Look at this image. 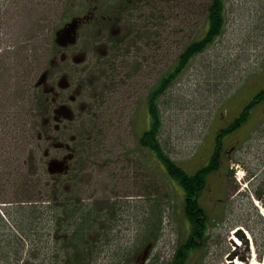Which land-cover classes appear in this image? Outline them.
Masks as SVG:
<instances>
[{"label":"rangeland","instance_id":"obj_1","mask_svg":"<svg viewBox=\"0 0 264 264\" xmlns=\"http://www.w3.org/2000/svg\"><path fill=\"white\" fill-rule=\"evenodd\" d=\"M147 1L127 10L126 0H113L121 14L102 31L83 27L75 46L63 51L55 44V32L73 17L85 15L92 7L88 0H0V56L6 57L8 67L0 73V86L11 88L7 98L15 99L19 84L24 91L22 115L16 117L19 111L14 108L0 113L2 236L14 232L6 225L11 224L6 208L27 198L33 203L53 199L42 183L55 162L73 169L72 181H66L70 176L63 181L67 197L100 214L91 219L95 227L84 234L89 243L95 242L94 259L82 264H166L172 258L184 238L181 229L187 231L181 221L183 194L151 154L140 148L139 137L148 127L145 108L150 89L197 37L204 24L203 5L210 0ZM226 6L223 35L194 57L160 104L161 142L172 160L190 173L206 163L218 131L264 89L260 21L264 0H226ZM99 32L108 37L112 32L127 34L119 53L107 59H113L111 69L93 64L91 50L103 45L88 43ZM97 53L102 56L104 51ZM47 70L51 81L43 88H54L51 128L61 130L59 137L55 131L39 136L32 127L39 121L30 112V96L42 92L32 85ZM81 80L82 89L71 91ZM31 156L35 164L27 163ZM221 160V169L208 177L201 196L212 221L206 247L186 264H230L233 252L248 258V263L264 264L260 237L264 220L255 217L247 197L256 184L245 180V168L263 173L264 101L247 123L224 139ZM258 205L264 213V205ZM156 217L159 224L154 227ZM237 232L245 239L249 236L248 247ZM8 249L0 244L1 252ZM0 264H5L1 256Z\"/></svg>","mask_w":264,"mask_h":264},{"label":"trees","instance_id":"obj_2","mask_svg":"<svg viewBox=\"0 0 264 264\" xmlns=\"http://www.w3.org/2000/svg\"><path fill=\"white\" fill-rule=\"evenodd\" d=\"M144 1L136 0V5L134 6L125 4V9L135 8L137 4L140 5ZM147 3L149 2L147 1ZM100 5L103 6V9H100L102 10L100 12L102 15L116 18L121 14L118 8H116L117 6L114 5L113 0H105ZM203 6L204 24L197 32V37L185 45L184 49L176 57L175 64L159 78L147 95L145 110L148 127L146 125V128L143 129L139 137L140 148L151 154L164 170L167 177L176 184V187L183 194L184 208L181 221L186 224L187 231L185 227L183 229L180 228L182 238H184L180 240V244L173 252L172 258L166 264H186L191 260L192 256H196L198 253L201 254L204 251L209 237V226L212 223L211 217L208 216L210 210L206 209L201 203V196L207 186L208 177L221 169L223 164L221 158L224 139L234 134L235 131L247 123L255 107H258V104L264 101V89H261L240 110L239 114L229 125L222 127L218 131L215 136L212 152L206 163L195 171L188 172L172 160L166 152L160 138L162 128L161 100L194 57L207 50L223 35L228 22L226 0H210ZM260 19L261 24L264 26V10L260 14ZM99 29L102 31V27L98 26V31ZM103 33L99 32L97 37H104L103 39H105L107 45L104 48L108 49V54L114 55L119 53L127 39V34H122L121 36L110 34L108 37L106 35L103 36ZM97 58L100 57L97 55ZM110 61H113V59L109 60V64ZM107 62L108 60L102 63V60L98 59L97 65H107L110 69L113 68V65L106 64ZM32 86L35 87L34 83ZM32 86L31 88H33ZM23 94L24 91L22 92ZM50 96L43 92L30 96L33 99L30 112L39 121L37 126L33 123L32 127L38 129L39 136L40 134L47 136L49 131H55V134L59 137L61 130L50 129L51 125L44 123L51 116L52 103ZM75 143L72 144L74 147H77ZM27 163L35 164L33 156L30 157ZM72 170V168L69 169L64 176L49 174L45 176L46 181L42 183V186H46L47 190L50 188V192L54 196L53 199L46 202L37 201L33 203L30 198H27L25 201H19L14 207L5 209V214L8 216L9 221H11V224L8 223L6 225L14 229V232L12 230L6 231L7 235L5 236L0 234V244L5 243L9 247L7 252L0 251L1 261H4L5 264H82L85 259H94L93 249L95 248V242L92 240L89 243L84 234L95 227V223L91 219H97L100 214L90 212V208L83 207L79 202L67 197L69 195L64 190L65 185L63 181L68 176H70V180L67 179L66 181H72V176L70 175ZM229 173L231 174V172ZM261 176L263 178L257 179L255 187L252 188L255 197L260 196L264 192V175ZM73 178L75 179L76 177ZM26 181L33 182L32 180ZM34 187L36 186L34 185ZM222 202L220 199L219 203ZM254 215L256 216V214ZM157 217L154 227L159 224ZM30 236H36L37 239L31 240ZM62 237H64L63 240L60 239ZM58 238L59 241L56 240ZM57 242H60V245ZM13 243L15 244V248H13Z\"/></svg>","mask_w":264,"mask_h":264},{"label":"flooded vegetation","instance_id":"obj_3","mask_svg":"<svg viewBox=\"0 0 264 264\" xmlns=\"http://www.w3.org/2000/svg\"><path fill=\"white\" fill-rule=\"evenodd\" d=\"M100 1L101 0H88V2L91 4L92 7L90 9H88L89 11H87V13H90L88 18L84 22H82V24L79 25L77 40H78V37H79V34H80V30L83 27L85 28V27L91 25L92 27H96V28H98V26H100L103 29L105 27V24L109 23L110 20L114 19V18L107 17L105 15H102L100 13V12H102V10H100V9H103L102 6L100 5ZM126 2L128 4V6L136 5V0H126ZM100 6H101V8H100ZM111 34L114 35V32H112ZM122 34H124V33H122ZM122 34H120V36ZM103 38L104 37H100V36L97 37L96 36L95 39H94V42H93V39H92L91 42L88 43V44L95 43V44L103 45V47L100 46V47L94 48V51H93V49L91 50V53H92V55L94 57L93 64H96V65H97V60L98 59L102 60V63H105L107 61V59H108V56L110 55V53L108 54V52H107L108 49L104 48V47H107V45L105 43V39H103ZM100 39H103V40H100ZM76 43H77V41H76ZM74 46H66L65 48H61V49L63 51H67L68 49H70V48H72ZM108 46H110V45L108 44ZM16 50H17V53L19 52L18 53L19 56L21 55V59H22V49H21V47L17 48ZM20 51H21V53H20ZM98 51H104V54L102 56H100L97 53ZM94 52H96L97 55L100 58H97L96 56H94V54H93ZM88 55H90V54H88ZM9 57H10V59H12L11 55ZM107 64H109V60H108ZM17 66H18V64H17ZM54 66L56 67V70H58V65H57L56 62H55ZM6 67H7V65H6V57H3V55H2V56H0V68H1L0 69V73L3 72V70L6 69ZM46 72H47V74L45 76V84L48 85L47 83H49L51 81V74H50L49 70H47ZM82 80H81L80 83L78 82L77 84H75L74 89H71V91L74 92L75 90H80V88L82 89V85H83ZM12 89H13V86H12ZM8 90H11V88L7 87V86L3 88L2 86H0V102H2V103H0V113H2L3 110H6L8 108H10L11 111H12L13 108H14V109H17L19 111V112H15V116L18 117V116L22 115V84H19V88H18V90L16 92L15 99L13 98L14 100L12 99V97L9 98V96H8L9 99L7 98L6 94H7ZM44 91L49 92V94L51 95L54 92V88L52 86L50 88V86H49V88H45ZM5 95H6V99H3L5 97ZM51 101H52V96H51ZM52 105H55V103L53 101H52ZM44 123L48 124V125L49 124L51 125V123H52L51 122V117H50V119L47 118ZM66 123H68V122H66ZM48 127H50V126H48ZM51 127H50V129H51ZM1 130H2V128H1ZM263 196H264V192L260 196L255 197V198H257L259 200V203L261 205H264ZM252 212L256 213L257 211L254 208H252ZM255 217L258 218L262 222L261 218L257 214H256ZM263 226H264V223H263ZM260 237L262 238V240L264 239V227L260 231ZM245 246L246 247L249 246L248 241H245ZM260 246L262 247V245H260ZM260 246H259V250H260ZM240 257L243 259L244 264H248V258H245V256H240Z\"/></svg>","mask_w":264,"mask_h":264},{"label":"water","instance_id":"obj_4","mask_svg":"<svg viewBox=\"0 0 264 264\" xmlns=\"http://www.w3.org/2000/svg\"><path fill=\"white\" fill-rule=\"evenodd\" d=\"M88 16H84L82 18H73L69 23H67L62 29L56 32V42L59 45H67V44H74L76 42L77 36V28L79 24L86 20ZM64 170L61 165H57V163L53 162L50 165L49 172L50 173H63ZM236 236L241 238V233H237ZM234 253L229 257V260H232L234 257Z\"/></svg>","mask_w":264,"mask_h":264},{"label":"bare ground","instance_id":"obj_5","mask_svg":"<svg viewBox=\"0 0 264 264\" xmlns=\"http://www.w3.org/2000/svg\"><path fill=\"white\" fill-rule=\"evenodd\" d=\"M264 208V207H263ZM237 244H240L239 240L236 241ZM255 262V261H254ZM235 264H240V262H237V260L235 261Z\"/></svg>","mask_w":264,"mask_h":264}]
</instances>
